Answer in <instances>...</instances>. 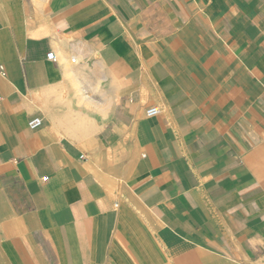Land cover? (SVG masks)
Segmentation results:
<instances>
[{"label": "crops", "instance_id": "crops-1", "mask_svg": "<svg viewBox=\"0 0 264 264\" xmlns=\"http://www.w3.org/2000/svg\"><path fill=\"white\" fill-rule=\"evenodd\" d=\"M0 264H264V0H0Z\"/></svg>", "mask_w": 264, "mask_h": 264}, {"label": "built area", "instance_id": "built-area-1", "mask_svg": "<svg viewBox=\"0 0 264 264\" xmlns=\"http://www.w3.org/2000/svg\"><path fill=\"white\" fill-rule=\"evenodd\" d=\"M48 58L49 59H54L55 58L54 52H50L48 54ZM146 113H147L148 116L157 115V114L160 113V108L158 106L148 107ZM41 123H42V119L41 118H34L33 120H31L29 122V126H30V128H33L34 129V128L40 126ZM47 178L48 177H44L43 180H47Z\"/></svg>", "mask_w": 264, "mask_h": 264}]
</instances>
